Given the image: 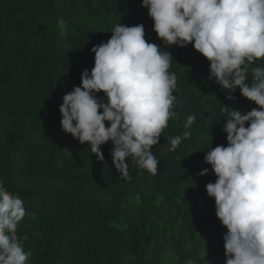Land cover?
Masks as SVG:
<instances>
[{
  "label": "trees",
  "instance_id": "16d2710c",
  "mask_svg": "<svg viewBox=\"0 0 264 264\" xmlns=\"http://www.w3.org/2000/svg\"><path fill=\"white\" fill-rule=\"evenodd\" d=\"M140 3L0 0V181L31 213L18 226L25 250L33 252L28 264H224L227 229L206 195L205 184L216 177L198 175L210 167L201 150L212 136V147L226 143L214 124L223 103L257 106L239 89L226 99L191 44L168 49L175 59L170 71L178 77V118L152 148L160 161L157 175L129 158L132 178L124 180L111 164L110 142L102 146L104 163L87 143L61 130L62 97L80 84L84 68L91 70L90 49L110 38L114 24L143 23L151 41L162 44ZM188 114L197 117L191 138L166 151L169 137L185 131Z\"/></svg>",
  "mask_w": 264,
  "mask_h": 264
},
{
  "label": "clouds",
  "instance_id": "9594fccd",
  "mask_svg": "<svg viewBox=\"0 0 264 264\" xmlns=\"http://www.w3.org/2000/svg\"><path fill=\"white\" fill-rule=\"evenodd\" d=\"M140 7L147 9L151 31L162 44L151 41L143 23L114 24L110 38L90 49L91 70L84 68L80 84L63 95L61 130L87 143L104 163L102 146L110 142L111 164L124 180L132 178L129 158L139 170L157 175L160 161L152 148L178 118V77L170 71L175 59L168 49L191 44L208 61V80L226 99L239 89L257 106L244 110L223 103L214 124L226 143L212 147V136L211 146L201 150L210 167L198 175L216 177L205 190L227 229L224 264H264V63L257 64L264 61V0H141ZM58 26L65 29L62 17ZM196 123V115L188 114L185 131L169 137L166 151L175 152L190 139ZM30 214L20 194L0 181V264H28L33 256L18 233Z\"/></svg>",
  "mask_w": 264,
  "mask_h": 264
},
{
  "label": "rangeland",
  "instance_id": "374dc122",
  "mask_svg": "<svg viewBox=\"0 0 264 264\" xmlns=\"http://www.w3.org/2000/svg\"><path fill=\"white\" fill-rule=\"evenodd\" d=\"M211 264H216V262H214V263H211Z\"/></svg>",
  "mask_w": 264,
  "mask_h": 264
}]
</instances>
